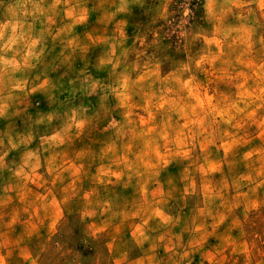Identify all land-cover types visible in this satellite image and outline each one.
<instances>
[{
  "label": "rangeland",
  "instance_id": "374dc122",
  "mask_svg": "<svg viewBox=\"0 0 264 264\" xmlns=\"http://www.w3.org/2000/svg\"><path fill=\"white\" fill-rule=\"evenodd\" d=\"M0 264H264V0H0Z\"/></svg>",
  "mask_w": 264,
  "mask_h": 264
}]
</instances>
